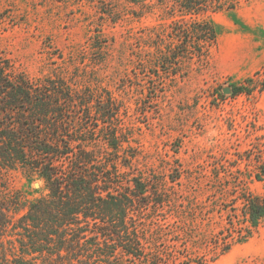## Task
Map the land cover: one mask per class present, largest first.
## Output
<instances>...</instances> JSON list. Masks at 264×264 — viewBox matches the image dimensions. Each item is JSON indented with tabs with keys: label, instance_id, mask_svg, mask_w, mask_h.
I'll return each instance as SVG.
<instances>
[{
	"label": "rangeland",
	"instance_id": "374dc122",
	"mask_svg": "<svg viewBox=\"0 0 264 264\" xmlns=\"http://www.w3.org/2000/svg\"><path fill=\"white\" fill-rule=\"evenodd\" d=\"M174 1H147L142 10L127 0H0V64L35 85L66 84L73 103L62 101L61 125L69 132H58L60 139L79 146L74 140L84 127L92 137L86 148L118 164L122 192L139 179L167 196L163 204L150 197L143 208L135 202L131 211L150 244L149 257L173 264H264V223L247 243L223 255L216 247L232 218L227 197L248 191L264 198V182L250 179L264 148V93H233L248 78L258 87L264 0H236L234 11L208 14L218 38L207 63L194 64L187 76L184 68L177 77H156L153 40L168 31ZM76 99L89 102L88 111ZM108 99L117 108L110 121L98 112ZM113 130L118 150L104 141ZM49 194L29 167L0 164V203L18 197L25 204ZM116 257L114 264H134Z\"/></svg>",
	"mask_w": 264,
	"mask_h": 264
},
{
	"label": "trees",
	"instance_id": "16d2710c",
	"mask_svg": "<svg viewBox=\"0 0 264 264\" xmlns=\"http://www.w3.org/2000/svg\"><path fill=\"white\" fill-rule=\"evenodd\" d=\"M127 1L139 4L142 10L147 1L153 2ZM156 1L161 5L166 2ZM173 8L179 15L171 13L168 31L153 40L156 77H177L184 68L187 72L183 75L187 76L194 64H206L218 38L216 25L206 16L234 11L236 0H175ZM256 75L258 87L253 78H248L234 87V95L251 96L255 88L264 93V69ZM72 93L61 81L48 80L45 86H39L23 76L13 78L8 67L0 64V164L9 169L29 167L50 192L27 204L18 197L0 203V264H114L117 255L134 264H173L148 256L150 244L131 216L135 202L143 208L150 197H158L163 204L167 196L157 190L151 192L139 179L126 188L129 192H122L118 164L102 162L86 148L92 137L83 133L84 127L77 130L80 137L74 140L79 146L73 145L72 138L69 142L60 139L58 132L67 131L61 125L66 122L62 101L72 104ZM77 100L87 110L89 102ZM116 111L111 99L98 109L100 117L109 121ZM49 120L54 121L53 128L46 124ZM104 141L119 149L117 131ZM253 164L255 173L250 179L264 182V148ZM227 199L232 205L226 213L232 218L224 242L216 244L221 248L219 255L247 243L264 223V198L243 191ZM7 237L10 239L6 242Z\"/></svg>",
	"mask_w": 264,
	"mask_h": 264
},
{
	"label": "water",
	"instance_id": "95a60500",
	"mask_svg": "<svg viewBox=\"0 0 264 264\" xmlns=\"http://www.w3.org/2000/svg\"><path fill=\"white\" fill-rule=\"evenodd\" d=\"M230 90H225L224 93H228Z\"/></svg>",
	"mask_w": 264,
	"mask_h": 264
}]
</instances>
